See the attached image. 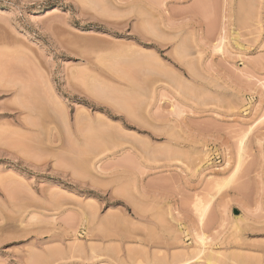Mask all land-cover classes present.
Wrapping results in <instances>:
<instances>
[{"label": "rangeland", "instance_id": "rangeland-1", "mask_svg": "<svg viewBox=\"0 0 264 264\" xmlns=\"http://www.w3.org/2000/svg\"><path fill=\"white\" fill-rule=\"evenodd\" d=\"M0 264H264V0H0Z\"/></svg>", "mask_w": 264, "mask_h": 264}, {"label": "bare ground", "instance_id": "bare-ground-1", "mask_svg": "<svg viewBox=\"0 0 264 264\" xmlns=\"http://www.w3.org/2000/svg\"><path fill=\"white\" fill-rule=\"evenodd\" d=\"M241 2H242V1H241ZM243 3H244V2H243ZM178 45H179V44H178ZM178 45H177L176 47H179ZM183 50H184V49H183ZM180 51H181V50H180ZM176 52H178V51H175V53H176ZM181 53H182V51L179 53V55H181ZM177 54H178V53H177ZM182 57H183V56H182ZM181 61H182V60H181ZM54 101L57 102V101L55 100V98H54ZM58 102H59V101H58ZM58 102H57V103H58ZM54 104H55V103H54ZM22 105L24 106V103H22ZM56 105H57V104H56ZM26 106H27V105H26ZM57 106H58V105H57ZM55 107H56V106H55ZM23 108H24V109H23ZM23 108H21V110H23V111L26 109V110L24 111V114H25V112H30V109H31V112H32V108H30V109H29V107H28V108H27V107H26V108L23 107ZM18 109H19V108H18ZM28 109H29V110H28ZM27 110H28V111H27ZM20 112H21V111H20ZM20 112H19V113H20ZM31 112H30V113H31ZM34 113H35V112H34ZM36 113H37V112H36ZM21 114H23V112H21ZM31 114L33 115V113H31ZM29 115H30V114H29ZM34 115H35V114H34ZM28 117H29V116H28ZM27 121H28V120H26L25 126L28 125V124H27ZM31 122H32V121H31ZM31 122H30V125H28V126L31 127V128L29 127V128H30L29 130H30V131H31V130L35 131L34 128H37V127H35V126H36V123L32 125ZM23 125H24V124H23ZM22 127H23V126H22ZM27 128H28V127H27ZM201 235H202V234H201ZM202 236H203V235H202ZM199 237H200V239H199ZM199 237H197L198 240H199V241H200V240L203 241V239H204L203 237H204V236H203V237L199 236ZM202 238H203V239H202ZM204 240H205V239H204ZM202 243H204V242H202ZM204 245H205V244H204ZM202 246H203V244H202ZM203 249H204V248H203ZM203 251H204V250H203ZM200 252H202V251H200Z\"/></svg>", "mask_w": 264, "mask_h": 264}]
</instances>
